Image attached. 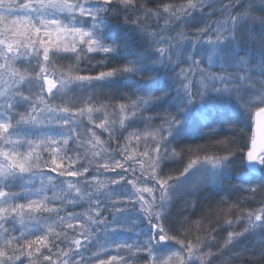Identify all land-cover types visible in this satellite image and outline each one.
I'll return each instance as SVG.
<instances>
[{
  "label": "trees",
  "instance_id": "16d2710c",
  "mask_svg": "<svg viewBox=\"0 0 264 264\" xmlns=\"http://www.w3.org/2000/svg\"><path fill=\"white\" fill-rule=\"evenodd\" d=\"M194 1L111 0L94 18L108 51L80 45L49 52L44 66L31 56L4 67L0 161L13 176L0 179V264H107L112 254L183 264L187 247L201 264H264V156L258 175L245 168L264 107V0L183 10ZM236 11L247 14L217 61L178 73L179 45L201 44ZM42 68L63 91L44 92ZM161 183L164 243L137 251L130 239H152L155 222L141 220L134 195L150 193L155 210Z\"/></svg>",
  "mask_w": 264,
  "mask_h": 264
},
{
  "label": "rangeland",
  "instance_id": "374dc122",
  "mask_svg": "<svg viewBox=\"0 0 264 264\" xmlns=\"http://www.w3.org/2000/svg\"><path fill=\"white\" fill-rule=\"evenodd\" d=\"M111 0H0V74L10 77V69H5L8 65L21 63L29 64L30 57L35 56L40 59L42 66L47 59V55L51 51L70 52L78 46L83 45L90 52H105L108 51L101 42V29L95 24V16L102 9L103 5ZM211 2L213 9L217 7H228L224 0H197L187 4L183 10L200 9L204 5ZM222 13V12H221ZM220 13V14H221ZM223 14V13H222ZM247 13L231 12L229 15L219 17L214 20L209 26L210 37L204 39L201 44L195 43L179 45L176 56V70L180 73L183 69H188L190 63L196 62L197 70L200 71L206 64L212 66L217 61V49L220 48L226 39L228 42L233 40L234 31L239 24L244 20ZM67 15V19H64ZM91 18V23L88 27L77 23L75 20L85 22ZM220 20V21H218ZM206 29V28H205ZM235 39V37H234ZM157 42L162 44L161 40ZM159 47H162L160 45ZM164 48V47H163ZM27 51V53H26ZM8 63V64H7ZM7 64V65H6ZM189 64V65H188ZM188 65V66H187ZM184 66V67H181ZM40 80L44 92L50 94L56 91H63L65 84L57 79H52L47 72L42 68L40 70ZM227 76L219 79L224 81ZM10 81H13L10 79ZM179 81V80H178ZM202 84V82H201ZM20 81L15 80L10 82V87L19 89ZM143 165L148 176L154 177L156 174L155 161L156 157H143ZM11 169L0 161V179L13 176ZM161 203L154 210L152 196L149 193L137 191L133 194L137 212L141 216V220L148 223L155 222V233L149 235L152 238L144 244H140L138 239H130V244L138 245L137 251L148 252L152 245L163 244L164 240L158 234V224L160 218L166 211L168 202L167 187L161 183ZM144 207L140 210L139 208ZM148 217L152 221H148ZM155 236V240H154ZM132 245V244H131ZM154 248V249H155ZM183 255V264H201L202 257L198 255L192 247H187ZM124 259L113 254L110 256L107 264H123ZM181 263V262H180ZM171 264H179L178 261H173ZM182 264V263H181Z\"/></svg>",
  "mask_w": 264,
  "mask_h": 264
},
{
  "label": "water",
  "instance_id": "95a60500",
  "mask_svg": "<svg viewBox=\"0 0 264 264\" xmlns=\"http://www.w3.org/2000/svg\"><path fill=\"white\" fill-rule=\"evenodd\" d=\"M252 138L246 155L245 168L252 175H258L259 159L264 156V107L252 117Z\"/></svg>",
  "mask_w": 264,
  "mask_h": 264
}]
</instances>
